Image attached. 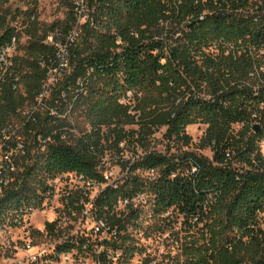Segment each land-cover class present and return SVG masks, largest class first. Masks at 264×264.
Instances as JSON below:
<instances>
[{
  "label": "trees",
  "instance_id": "trees-1",
  "mask_svg": "<svg viewBox=\"0 0 264 264\" xmlns=\"http://www.w3.org/2000/svg\"><path fill=\"white\" fill-rule=\"evenodd\" d=\"M10 1L0 0V48L15 35ZM26 1V11L18 10L27 17L26 43L0 89L3 151L22 145L11 162H0V226L42 210L53 182L72 174L104 186L91 202L102 223L93 234L103 236L64 238L45 264L62 255L128 264L139 251L134 200L144 195L155 213L173 210L197 232L168 264H264V154L234 128L264 126V0H187V16L169 39L161 22L175 13L162 0H88L93 20L78 28L74 42L62 39L66 68L46 43L49 32H40L34 13L40 0ZM60 1L74 14L75 0ZM71 20L61 34H71L77 19ZM210 46L216 55L206 52ZM55 71L60 77L47 87ZM139 91L135 104L123 101ZM45 92L49 98H41ZM15 120H22V136L11 134ZM196 123L208 126L202 142L212 159L189 150L146 152L163 127L168 139L189 146L186 128ZM121 145L137 158L121 162L128 174L109 184L104 159L113 149L124 152ZM138 148L145 154L138 157ZM69 202L77 210L78 200ZM56 226L47 223L46 231L61 238Z\"/></svg>",
  "mask_w": 264,
  "mask_h": 264
},
{
  "label": "rangeland",
  "instance_id": "rangeland-1",
  "mask_svg": "<svg viewBox=\"0 0 264 264\" xmlns=\"http://www.w3.org/2000/svg\"><path fill=\"white\" fill-rule=\"evenodd\" d=\"M162 1L168 4L172 12L175 13V17L174 15H166L167 22H161L163 29V34L161 35H163V38L169 39L174 35L178 25L182 23L181 20L186 18L187 13L184 7L188 4L187 0ZM8 7L10 8L11 16L17 17L20 15L18 14L20 8L27 9L29 6L26 0H11ZM34 13L39 22L40 32H49L46 43L53 46L57 53L61 55L59 62L61 64L64 58L67 59V56H64L66 49L62 39L65 40L64 42L71 41L70 35L72 34L73 37L75 33L78 34V28L85 22L77 20L70 35L61 34V30L64 27L72 24L71 18H75V16L61 4L60 0H40ZM54 25H58L59 28L51 31L50 28ZM22 39L21 37V41ZM27 40H29L28 37ZM206 52H210L212 55L217 54V50L213 46L208 47ZM19 54L21 55L22 52ZM56 77H60L59 71H55L51 75L46 86H51ZM45 95L49 98V92H45L41 98H44ZM143 95L141 91L136 92V94L131 92L123 101L132 105L135 104L137 98H143ZM40 104L45 107L49 105L45 104V101H40L39 106H41ZM24 115H22V118ZM234 128L235 136L238 139L245 137L247 141L251 140L254 143V148L264 154V126H260L258 122L253 121L248 126L242 124L236 125ZM131 129L138 130V126ZM207 129L208 126L203 123L189 125L186 128V134L191 138V142L189 146H185L177 142L175 138L168 139L165 136L167 133L166 127L160 128L153 136L149 137L146 144V152L156 151L173 154L182 150H189L202 157L212 159V148L204 147L202 142ZM11 130H13L11 134L22 136L24 133L22 120H15ZM21 138L23 140V137ZM1 147L0 141V151ZM124 147V145H121L122 150ZM135 154L139 157L145 154V149H135ZM136 158H134V152L131 148H125L124 152H118L114 149L108 152L104 159L105 165L102 166L107 182L113 184L115 181L123 179L128 174V171L123 169L121 162L126 160L133 163ZM143 176L147 177L149 174L144 173ZM53 186L54 194L49 201H46L42 210L28 211L22 216L21 220L18 218V221H10L0 226V264H38L43 256L54 250L58 242L68 237H91L92 240L102 239L103 235L96 236V234H93L97 222L95 221L96 217L92 215L95 210L91 202L96 199L104 186L87 184L75 175L62 176L54 182ZM70 198L78 200L76 203L77 210L75 211L71 208ZM87 201L90 203H86ZM134 203L135 208L139 212V222L131 230H134L133 236L139 251L128 264H168L173 258L182 254L183 245L189 244L193 236L194 238L196 237L197 232L189 231L185 219L177 212L170 210L161 215L155 213L153 203L148 196H141L134 200ZM123 209L124 206L121 204L119 210ZM49 222H57L56 229L60 231L61 238L47 233L46 225ZM261 226L264 230V213L261 215ZM202 239L197 237L196 241H198V244L204 242L205 237ZM52 264L98 263L92 257L75 259L72 256H62L58 262H53ZM114 264H117V262L115 261Z\"/></svg>",
  "mask_w": 264,
  "mask_h": 264
},
{
  "label": "built area",
  "instance_id": "built-area-1",
  "mask_svg": "<svg viewBox=\"0 0 264 264\" xmlns=\"http://www.w3.org/2000/svg\"><path fill=\"white\" fill-rule=\"evenodd\" d=\"M87 1L88 0H75V2H74V4H75L74 16L77 20H80V22L82 20L84 22L93 20L91 14H90V8H89ZM20 11H26V9L20 8ZM32 19H34V17H32ZM26 21H27V17H25L24 14H20L19 16L16 17V19L14 21H12L11 28L14 30L15 35L12 38L11 42L3 45L0 48V89L7 82V78L11 74V70H12V66H13V63H12L13 56L16 54L20 45L26 43V40H25L26 39V36H25ZM70 36H71V41L73 42L75 40L76 36H78V34L75 33V35L73 37H72V34ZM21 37L23 38L22 41H21ZM64 56H67L66 53L64 54ZM60 67L61 68L67 67V62H66L65 58L62 60ZM6 138H7V140H9L8 137H6ZM0 141L2 144L1 151H0V153H1L0 162L1 163L2 162H8L9 163V162H11L12 155L17 152V149L18 150L21 149L22 145L19 143L16 150H13L11 152H4L3 151V146H4L3 142L4 141H2V140H0ZM64 176H73V175L72 174H65ZM53 184H54V182H53ZM49 223H53V222H49ZM101 228H102V223H100V224L97 223L95 226V231L97 233H99ZM95 231H94V233H96ZM61 257H60V259H61ZM42 258H44V256ZM42 258L40 259V261L42 260ZM52 263H50V264H52ZM38 264H45V263L40 262ZM46 264H48V263H46Z\"/></svg>",
  "mask_w": 264,
  "mask_h": 264
}]
</instances>
